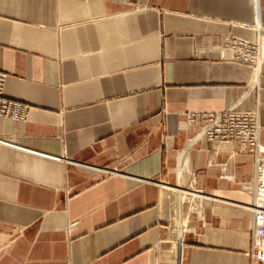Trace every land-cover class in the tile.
Listing matches in <instances>:
<instances>
[{"label": "crops", "instance_id": "1", "mask_svg": "<svg viewBox=\"0 0 264 264\" xmlns=\"http://www.w3.org/2000/svg\"><path fill=\"white\" fill-rule=\"evenodd\" d=\"M264 0H0V264H250L255 156L188 112H256L234 59ZM74 224V225H71Z\"/></svg>", "mask_w": 264, "mask_h": 264}, {"label": "built area", "instance_id": "2", "mask_svg": "<svg viewBox=\"0 0 264 264\" xmlns=\"http://www.w3.org/2000/svg\"><path fill=\"white\" fill-rule=\"evenodd\" d=\"M228 47L234 59L247 64L264 62V30L258 39L251 42L235 40ZM7 74L0 71V118L24 120L28 106L6 98L4 86ZM188 122L201 127V135L214 144L239 143L255 156L254 179L246 188L253 193L251 206L255 223L252 234V248L248 253L250 264H264V145L260 142L261 125L256 112L237 109L221 111L188 112ZM74 225V224H71Z\"/></svg>", "mask_w": 264, "mask_h": 264}]
</instances>
